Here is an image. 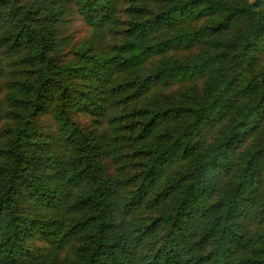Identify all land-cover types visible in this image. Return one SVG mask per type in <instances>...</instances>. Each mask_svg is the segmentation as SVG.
<instances>
[{
    "label": "trees",
    "instance_id": "obj_1",
    "mask_svg": "<svg viewBox=\"0 0 264 264\" xmlns=\"http://www.w3.org/2000/svg\"><path fill=\"white\" fill-rule=\"evenodd\" d=\"M0 264H264V0H0Z\"/></svg>",
    "mask_w": 264,
    "mask_h": 264
},
{
    "label": "rangeland",
    "instance_id": "obj_2",
    "mask_svg": "<svg viewBox=\"0 0 264 264\" xmlns=\"http://www.w3.org/2000/svg\"><path fill=\"white\" fill-rule=\"evenodd\" d=\"M253 1V0H251ZM74 30H76L77 36L80 37H84V35L87 33V31L89 30L88 26L86 24L83 23L82 20H80V18H76L73 22V27Z\"/></svg>",
    "mask_w": 264,
    "mask_h": 264
}]
</instances>
